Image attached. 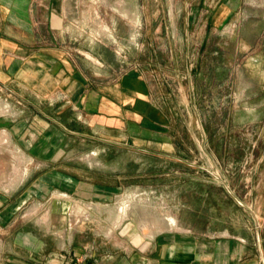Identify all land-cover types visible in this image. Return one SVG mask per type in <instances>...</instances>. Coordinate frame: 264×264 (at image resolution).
<instances>
[{
  "label": "crops",
  "instance_id": "1",
  "mask_svg": "<svg viewBox=\"0 0 264 264\" xmlns=\"http://www.w3.org/2000/svg\"><path fill=\"white\" fill-rule=\"evenodd\" d=\"M208 2L186 120L99 3L0 0V264H264V0ZM198 135L224 182L179 173Z\"/></svg>",
  "mask_w": 264,
  "mask_h": 264
},
{
  "label": "rangeland",
  "instance_id": "2",
  "mask_svg": "<svg viewBox=\"0 0 264 264\" xmlns=\"http://www.w3.org/2000/svg\"><path fill=\"white\" fill-rule=\"evenodd\" d=\"M92 2L100 5L98 12L91 11L89 14L87 36L95 35L97 30L107 36L112 32L119 36L120 51L127 57L122 58L125 63L122 73L130 66L141 67L146 75L156 80L167 94L168 99L166 98L165 101H169L172 107L178 106L183 109L188 120L191 101L195 95L190 87L193 80L192 69L196 64L193 53L199 49H208L202 42L208 37L204 26L208 16L206 9L210 2L208 0L205 2L204 0H92ZM119 47L115 46L116 49ZM150 50L155 51L152 57L148 53ZM129 51L133 52L132 55L135 52V58L131 55L129 57L127 54ZM183 142L185 147H194L198 150L194 156L185 158L186 162L196 167L192 171L184 170L179 173L193 177L214 178L224 182L225 167L209 154L204 136L198 135L195 139H185ZM0 147L8 149L4 138H0ZM137 157L143 159L144 156ZM18 158V155H0V164L14 169L17 163H20ZM152 161L154 165H159L153 171L155 178L167 172L165 167L160 166L162 160L154 158ZM143 173L144 171H138V174ZM168 173H172L171 170ZM111 208V204L105 207L106 211ZM80 209L86 208L75 204L69 206L70 211ZM95 210L98 208L96 207Z\"/></svg>",
  "mask_w": 264,
  "mask_h": 264
},
{
  "label": "bare ground",
  "instance_id": "3",
  "mask_svg": "<svg viewBox=\"0 0 264 264\" xmlns=\"http://www.w3.org/2000/svg\"><path fill=\"white\" fill-rule=\"evenodd\" d=\"M130 202V201H129ZM129 202L128 203H125L122 207H121V210H122V214L123 215H126L127 212H128V209H129ZM131 204V203H130ZM83 210V209H82ZM172 225V224H171Z\"/></svg>",
  "mask_w": 264,
  "mask_h": 264
}]
</instances>
